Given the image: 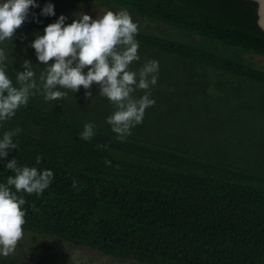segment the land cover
<instances>
[{
    "label": "trees",
    "instance_id": "obj_1",
    "mask_svg": "<svg viewBox=\"0 0 264 264\" xmlns=\"http://www.w3.org/2000/svg\"><path fill=\"white\" fill-rule=\"evenodd\" d=\"M99 1L121 4L173 29L177 37L139 30L142 55L195 69L205 84L202 99L209 97L214 77L250 81L264 91V70L239 59L241 52L264 55L257 1ZM47 3L31 8L15 38L0 44L14 84L16 72L25 70L24 60L32 63L39 82L45 65L30 44L59 18L41 15ZM73 19L67 17L66 23ZM180 34L208 38L227 54L183 41ZM82 88L52 102L36 95L0 126V138L5 130H22L13 138L18 150L0 160V183L13 174L5 168L13 157L19 165L54 173L40 197L20 194L27 201L24 231L98 250L120 264H264V155L212 152L135 128L126 142H119L100 113L104 103L95 102L102 98L99 87L92 86L93 104L84 99ZM87 122L96 125L91 141L80 139ZM37 155L43 156L38 165ZM0 264L47 263L45 258L25 261L10 255L0 256Z\"/></svg>",
    "mask_w": 264,
    "mask_h": 264
},
{
    "label": "clouds",
    "instance_id": "obj_2",
    "mask_svg": "<svg viewBox=\"0 0 264 264\" xmlns=\"http://www.w3.org/2000/svg\"><path fill=\"white\" fill-rule=\"evenodd\" d=\"M38 6L36 0H0V44L12 41L16 30L27 20L30 9ZM257 14V25L264 26L259 9ZM41 15L54 16V5L47 3ZM66 20V16H59L44 28L43 35L37 33L30 44L37 60L45 65L39 82L32 63L24 60L25 70L16 72L14 84L8 75V55L0 48V126L11 121L36 95L42 96L45 102L58 101L66 99L69 92H79L82 86L85 99H89L92 98L91 88L96 84L98 95L114 106L106 123L116 134L117 141L126 142L132 130L143 123L146 110L156 103L152 88L158 82L159 62L145 58L140 64L139 25L127 9L106 11L95 19L80 12L71 23ZM134 64L140 66L133 69ZM138 92L142 95H137ZM21 131L15 128L3 132L0 160H7L9 151L18 150L13 138ZM95 135V123H85L80 139L91 141ZM97 147L108 149L106 144ZM42 161L43 156L37 155L36 164ZM105 163L111 164L107 160ZM5 168L13 174L7 177L6 183H0V256L8 257L15 254L26 223L23 206L27 201L20 194L40 197L53 183L54 173L49 169L19 165L15 157L6 162Z\"/></svg>",
    "mask_w": 264,
    "mask_h": 264
},
{
    "label": "rangeland",
    "instance_id": "obj_3",
    "mask_svg": "<svg viewBox=\"0 0 264 264\" xmlns=\"http://www.w3.org/2000/svg\"><path fill=\"white\" fill-rule=\"evenodd\" d=\"M49 1L54 5L56 16L64 15L76 18L83 12L93 19L106 11L127 9L139 30L161 36H176L167 25L153 21L145 16L133 13L127 7L118 4H105L101 1L74 2L70 0H36V3ZM170 34V35H169ZM183 41L227 54L221 45L212 43L208 38L199 35H184ZM177 37V36H176ZM205 39V40H204ZM204 41V44H203ZM208 45L216 46L210 47ZM143 48L140 47V64L143 63ZM233 58H239L232 56ZM151 59V58H149ZM241 60L264 70V55L241 52ZM157 60V59H155ZM159 77L157 85L152 88V98L156 101L153 107L146 110L143 123L135 127L138 132L164 138L175 137L184 143H195L201 149L217 153L232 152L235 155H264V91L250 81L238 78L221 79L214 77V86L209 85V97H200L203 78L192 72L184 63L166 62L159 59ZM140 64H134L136 69ZM196 75H195V74ZM92 94L95 93L92 90ZM82 93H85L82 88ZM137 95H142L138 92ZM85 99V94H83ZM93 104L92 98L85 99ZM96 103H104L100 110L103 117L109 116L114 106L102 97ZM215 146H209L208 141ZM19 243H23L21 246ZM13 255L25 261L45 258L47 264H120L115 258L107 257L98 250L86 246H77L58 237L38 235L23 230V238L18 242Z\"/></svg>",
    "mask_w": 264,
    "mask_h": 264
},
{
    "label": "water",
    "instance_id": "obj_4",
    "mask_svg": "<svg viewBox=\"0 0 264 264\" xmlns=\"http://www.w3.org/2000/svg\"><path fill=\"white\" fill-rule=\"evenodd\" d=\"M255 1L259 2V6H258L259 16L261 18H264V0H255ZM261 27L264 30V26H261Z\"/></svg>",
    "mask_w": 264,
    "mask_h": 264
}]
</instances>
